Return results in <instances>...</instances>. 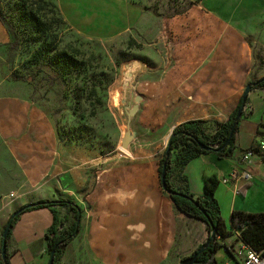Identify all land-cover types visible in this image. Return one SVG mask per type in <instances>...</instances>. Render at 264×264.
Returning a JSON list of instances; mask_svg holds the SVG:
<instances>
[{
    "label": "crops",
    "instance_id": "obj_1",
    "mask_svg": "<svg viewBox=\"0 0 264 264\" xmlns=\"http://www.w3.org/2000/svg\"><path fill=\"white\" fill-rule=\"evenodd\" d=\"M180 1L176 5L171 0H56V4L70 29L87 39L112 40L128 33L154 38L166 27L171 57L168 102H181L176 111L172 109L177 117L169 132L181 123L201 121L204 133L211 135L216 124L226 122L242 103L245 87L264 77V37L251 41L237 26L233 10L237 6L230 11L236 0ZM158 2L165 3L164 12L155 9ZM240 111L229 158L215 152L199 154L170 177L173 186L185 187L194 198L202 195L206 178H215V198L228 231L231 212H264V154L257 151L264 142V86L248 92ZM0 144L35 202L64 199L78 208V232L53 264H181L209 235L205 222L176 208L155 171L132 173L135 181L117 182L109 181L108 172H99V183L93 187L86 180L90 177L62 170L65 162L60 159L57 168L54 128L25 98L0 95ZM246 150H253L247 166L251 181L235 196L221 181L242 167L240 155ZM133 192L134 196L127 195ZM118 194H125L123 203ZM57 216L67 225L74 213L68 210ZM52 217L49 208L19 215L9 238L10 264L49 263L45 233ZM140 224L145 225L143 231L138 230ZM234 235L221 242L214 254L217 264H241L232 248Z\"/></svg>",
    "mask_w": 264,
    "mask_h": 264
},
{
    "label": "rangeland",
    "instance_id": "obj_2",
    "mask_svg": "<svg viewBox=\"0 0 264 264\" xmlns=\"http://www.w3.org/2000/svg\"><path fill=\"white\" fill-rule=\"evenodd\" d=\"M235 6L234 21L248 38L264 37V0H236L230 11ZM155 9L164 12L165 3L158 2ZM0 13V95L25 98L45 114L57 137L56 167L60 159L65 162L62 170L90 177L86 180L93 187L99 183V172H108L110 182L135 181L130 174L147 171L159 177L169 131L177 117L172 109L181 105L179 100L168 102L166 76L171 57L166 27L154 38L128 33L112 40H94L70 29L56 0H0ZM129 61L148 69L135 86L144 99L137 125L155 140L137 143L125 153L119 149L123 128L117 94L122 66ZM0 188L4 189L0 192L1 233L10 210L36 199L1 144ZM54 210L59 216L68 211L58 206Z\"/></svg>",
    "mask_w": 264,
    "mask_h": 264
},
{
    "label": "trees",
    "instance_id": "obj_3",
    "mask_svg": "<svg viewBox=\"0 0 264 264\" xmlns=\"http://www.w3.org/2000/svg\"><path fill=\"white\" fill-rule=\"evenodd\" d=\"M23 13L25 15V12ZM1 19L2 16L0 13V20ZM28 19H25V21ZM33 26L36 27V30L39 29V26H37L36 23H33ZM262 86H264V82H261L257 85V87ZM241 106L242 103L240 102L236 110L231 114L226 122L216 124L215 131L211 135H206L204 133L203 122L201 121H188L175 126L168 139V155L165 157L164 154L161 160V166L164 162L166 163L164 177L165 189L168 191H175L188 197L185 198L178 195L170 196L176 208L188 217L201 220L206 224L208 222L209 224H207V226L209 232L211 229H213L214 236L210 240L208 247L202 253L198 254L191 264H217L214 254L217 252L218 248H220L221 242L232 236L233 232H238L240 238L244 240L252 249L264 254V212H231L230 225L232 231H228L225 228L220 214V209L215 198V191L218 186V181L215 178H206L203 182L202 195L195 198L190 193H188L185 187L176 188L170 182V177L173 175L175 168L179 169L186 165L195 156L206 153L199 148L198 144L214 146L215 149L221 148L223 146L228 138L229 130L234 117L241 109ZM232 140L233 137L231 138L229 144L222 151L216 153L218 157H230V152L232 151ZM173 152L176 153L175 157H172ZM57 206L64 207L74 213L73 221H71V223L65 225V220L58 219V216L53 209ZM39 208H49L51 209L53 215L52 223L45 233L47 252L50 254V252L54 251L53 264L56 258L62 253L64 248L72 241L78 232L80 214L75 203L64 199H56L54 201H38L35 202V205L26 209L25 211ZM18 217L19 215L12 220L10 230L6 237L5 259L2 261L0 258V264H10L9 238L12 225ZM208 238L209 236L207 239ZM193 253L182 258L180 263L188 264Z\"/></svg>",
    "mask_w": 264,
    "mask_h": 264
},
{
    "label": "water",
    "instance_id": "obj_4",
    "mask_svg": "<svg viewBox=\"0 0 264 264\" xmlns=\"http://www.w3.org/2000/svg\"><path fill=\"white\" fill-rule=\"evenodd\" d=\"M146 72H148V69L145 66H142L138 61H129L122 66L121 77L118 86V94H117V107L119 110V116L122 120V128H123V134L119 143V149L121 151H124L125 153L129 152L130 149L137 143L148 144V143H152L155 140L154 136L147 135L137 125L138 113L140 111L141 104L144 99L140 94L136 92L135 86L138 78L146 74ZM261 82H264V77L255 82L248 84L245 87L242 96V103L246 101L248 92ZM240 116H241V111L239 110L236 116L234 117V120L230 127L228 138L221 148L215 149L214 146H206L203 144H198L199 148L204 152L218 153L222 151L229 144L231 138L233 137L235 126ZM168 151H169V145L167 142L166 150L164 153L165 157H167ZM165 168H166V163L164 162L161 166V171H160V184L162 189L170 196L178 195L181 197L188 198L175 191H168L165 189V181H164ZM33 205H35V203L26 204L16 209L9 216L2 231L1 240H0V258L2 261H4L5 259L6 237L10 230L12 220L16 216L24 212L26 209L31 208ZM207 224L209 223L207 222ZM208 236L209 238L205 240V242L193 253L190 262H188V264H191L195 260L196 256L202 253L208 247L210 240L214 236L213 229H211ZM53 258H54V251L50 252L49 254L48 264H52Z\"/></svg>",
    "mask_w": 264,
    "mask_h": 264
},
{
    "label": "built area",
    "instance_id": "obj_5",
    "mask_svg": "<svg viewBox=\"0 0 264 264\" xmlns=\"http://www.w3.org/2000/svg\"><path fill=\"white\" fill-rule=\"evenodd\" d=\"M257 151L264 154V142H260L257 146ZM253 156V150H246L240 155V163L242 167L234 168L228 177L222 179V184L230 185L233 191V195L239 194L241 186L248 184L251 181V174L247 170V166L251 163ZM13 195H10V198ZM234 241L232 248L234 254L241 264H264V254L252 249L244 240L239 236L238 232H234Z\"/></svg>",
    "mask_w": 264,
    "mask_h": 264
},
{
    "label": "clouds",
    "instance_id": "obj_6",
    "mask_svg": "<svg viewBox=\"0 0 264 264\" xmlns=\"http://www.w3.org/2000/svg\"><path fill=\"white\" fill-rule=\"evenodd\" d=\"M125 194H118V196H117V199H119L120 200V202L121 203H123L124 202V200H123V196H124ZM129 197H131V196H134L135 195V193L133 192V193H129V194H127ZM110 197L109 196H106L105 197V199H109ZM150 206V205H149ZM144 228H145V225H143V224H140L139 226H138V230L139 231H143L144 230ZM136 237L134 236L133 237V239H135Z\"/></svg>",
    "mask_w": 264,
    "mask_h": 264
}]
</instances>
